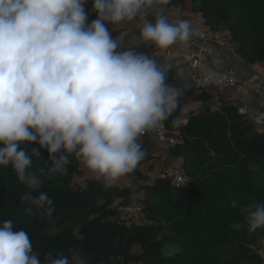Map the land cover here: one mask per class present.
Wrapping results in <instances>:
<instances>
[{"label":"clouds","instance_id":"9594fccd","mask_svg":"<svg viewBox=\"0 0 264 264\" xmlns=\"http://www.w3.org/2000/svg\"><path fill=\"white\" fill-rule=\"evenodd\" d=\"M87 2L0 0V168L10 166L28 189L21 199L29 214L33 208L49 217L55 211L53 200L39 191L41 178L29 171L33 157L41 160L29 145L47 149L49 174L64 175L74 157L91 178L113 187L143 159L141 135L177 103L178 90L166 83L169 66L137 49L168 50L187 42L190 22H170L162 7L168 0H91L96 19L89 23ZM133 21L140 46L126 48L111 31ZM187 181L178 177L175 186ZM244 211L246 225L233 228L264 227V202ZM167 234L165 226L157 239ZM32 248L26 230L10 219L0 223V264H88L75 248L69 255L49 252L43 260ZM162 251L172 258L180 248L165 243Z\"/></svg>","mask_w":264,"mask_h":264},{"label":"trees","instance_id":"16d2710c","mask_svg":"<svg viewBox=\"0 0 264 264\" xmlns=\"http://www.w3.org/2000/svg\"><path fill=\"white\" fill-rule=\"evenodd\" d=\"M163 6L199 16L212 32H227L233 54L247 66L264 67V0H168ZM91 7L85 5L89 23L96 19ZM122 33L119 28L111 31L113 38ZM156 60L169 66L166 83L183 95L163 123L181 139L167 146L165 154L181 160L178 167L188 181L174 189L165 180L149 181L133 170L131 175L142 184L137 204L147 223H121L117 208L130 204L121 184L106 188L87 178L83 185H75L74 177L82 172L74 157L64 175H51L47 149L29 145V151L37 148L41 153V160L32 158L29 171L41 178L39 191L53 200L55 211L50 217L42 214L43 209L27 213L28 202L21 197L28 189L9 166L0 168V223L10 219L17 230H26L42 260L49 252L69 255L75 248L88 264L263 263L256 249L264 240V227L249 232L246 226L232 225H246L244 209L264 202V130L255 129L242 110L225 101L224 93L191 85L184 67ZM194 103H200L197 110L184 111V105ZM139 142L143 151L150 149L148 135ZM165 226L168 234L158 240ZM165 243L178 246L180 252L166 257ZM133 247H138L137 255Z\"/></svg>","mask_w":264,"mask_h":264},{"label":"built area","instance_id":"2783aa9c","mask_svg":"<svg viewBox=\"0 0 264 264\" xmlns=\"http://www.w3.org/2000/svg\"><path fill=\"white\" fill-rule=\"evenodd\" d=\"M227 40H224V38ZM227 32H212L201 22L194 23L193 49L190 51H179L172 47L168 50L150 49L148 55L154 59L174 64L177 67H184L189 83L195 87L224 93L232 91L240 95L249 87V82L230 72H223L213 69L208 64V59L218 49H225L229 45ZM264 78V71L259 73ZM254 94L260 105L264 108V89L262 86L254 88ZM144 135H152L156 142L164 146H174L181 142L176 130L169 132L163 121L159 125L146 132ZM187 179L180 171L178 166L159 173L158 178L169 182L174 189H180L185 186L176 187L177 178ZM143 209L138 204H127L117 208L116 219L121 223H140L143 217Z\"/></svg>","mask_w":264,"mask_h":264},{"label":"crops","instance_id":"0c3cea01","mask_svg":"<svg viewBox=\"0 0 264 264\" xmlns=\"http://www.w3.org/2000/svg\"><path fill=\"white\" fill-rule=\"evenodd\" d=\"M178 12L179 10L176 9ZM186 14L182 16L179 15L176 17L174 15V20H181L186 18ZM153 18V17H152ZM197 15H188L187 20L190 22L192 26V36L187 42H180L176 45L171 46L172 48L179 50V51H190L193 49V39H194V23L199 22L200 18ZM119 29H123V33L121 34L122 38L130 37L129 42L127 45L125 42H122L123 47H131L137 48L140 46V42L138 39L127 36L125 34L127 28H123L122 26L118 27ZM123 40V39H122ZM231 43L225 49H218L215 53L208 59V64L211 68L223 71V72H230L235 74L238 77H241L249 82V87L243 91L240 95H236L232 91L224 92L225 101L229 104H232L242 110L250 119L253 126L257 130H264V108L260 105L258 99L254 94V88L262 86L264 89V78L260 77L259 73L264 71V67L261 65H254V66H247L245 65L233 52H231L230 46ZM150 50V46L148 45H141L137 50L141 53V49ZM148 53V52H147ZM200 106V105H199ZM184 107V106H183ZM192 110V109H191ZM170 163L172 165H180V159H171L169 158ZM257 253L262 257L264 264V240H261L257 246Z\"/></svg>","mask_w":264,"mask_h":264},{"label":"rangeland","instance_id":"374dc122","mask_svg":"<svg viewBox=\"0 0 264 264\" xmlns=\"http://www.w3.org/2000/svg\"><path fill=\"white\" fill-rule=\"evenodd\" d=\"M85 5L92 6L91 0H88V2ZM162 7L164 9V14L168 17L170 22L177 21V20H174V15H176V17H178L179 15H181V16L183 15V13H180L176 10L177 8H174V7L165 8L164 6H162ZM186 15L188 16V15H192V14H186ZM187 16L184 20H187ZM199 18H197V19H199ZM149 19H152V16H149ZM199 22L203 23L201 19L199 20ZM120 26H122L123 28H125V27L127 28V30L125 32V34L127 36H132V37L138 39L139 26H138V23L136 21L125 22V23L121 24ZM122 39H123L122 42L124 41L125 44L127 45V43L130 40V37H127V38L123 37ZM224 40H227V38L225 37ZM148 50L149 49H147V47L145 46V49H141L139 51H141V53H143V54H146L148 52ZM178 97H183V95L178 92ZM210 103H211V108L216 107L215 102L210 101ZM199 105H200V103H194V104H190V105L186 104V105H184L183 109H184V111H189L191 109L197 110ZM149 140L151 143V147L149 150L143 151L144 152L143 159L139 162V164L137 165V167L134 170L144 174L145 176H147L149 178V181H152L154 178L158 177L160 172L168 170V169L175 167V166H179V165H177V164L172 165L170 163L169 158L165 154L166 146L157 143L155 138L152 135H149ZM81 172H82L81 175L74 177V184L75 185L81 186L84 184L85 179L91 178L82 165H81ZM131 174H132V172L129 173L127 176L121 178V180L118 182L119 183L118 185L121 184L122 185L121 188L126 189L128 191L127 199L129 201V203L130 204H137L139 201V197H142V195H143L139 192L142 184L139 183V181L136 178H134ZM146 219H147L146 216L143 215L142 222L147 223ZM33 252H35V251L33 250ZM132 252H133V254L137 255V253L139 252L138 247H133Z\"/></svg>","mask_w":264,"mask_h":264}]
</instances>
